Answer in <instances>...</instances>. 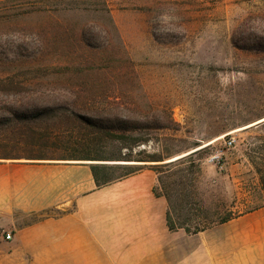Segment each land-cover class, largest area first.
Returning a JSON list of instances; mask_svg holds the SVG:
<instances>
[{"label": "rangeland", "instance_id": "1", "mask_svg": "<svg viewBox=\"0 0 264 264\" xmlns=\"http://www.w3.org/2000/svg\"><path fill=\"white\" fill-rule=\"evenodd\" d=\"M38 5L31 15L3 22L0 156L35 151L44 154L42 161L90 163L96 160L73 158L115 155L120 149L107 132L54 108L114 100L141 112L166 110L174 121L170 128L135 132L145 142L134 151L168 159L204 146L191 158L206 204L258 191L254 165L264 163V0H40ZM29 27L40 36L16 33ZM119 88L126 94L119 96ZM42 91L68 97L48 108L31 96ZM22 125L41 126L42 133L68 132L58 145L49 138L26 144L18 138ZM229 136L232 145L224 142ZM16 215L19 224L41 217Z\"/></svg>", "mask_w": 264, "mask_h": 264}, {"label": "crops", "instance_id": "2", "mask_svg": "<svg viewBox=\"0 0 264 264\" xmlns=\"http://www.w3.org/2000/svg\"><path fill=\"white\" fill-rule=\"evenodd\" d=\"M90 163L0 161V264H264V206L170 230L151 169L96 186ZM15 213L41 217L19 224Z\"/></svg>", "mask_w": 264, "mask_h": 264}, {"label": "trees", "instance_id": "3", "mask_svg": "<svg viewBox=\"0 0 264 264\" xmlns=\"http://www.w3.org/2000/svg\"><path fill=\"white\" fill-rule=\"evenodd\" d=\"M40 0H0V34H3L2 28L5 27L4 21L16 16L31 15L40 10ZM19 35H29L32 38L40 36V31L35 27H29L25 31L17 30ZM44 34H48L45 32ZM87 34L84 30L78 32L80 37ZM234 35V33H233ZM6 75L5 78H7ZM116 93L126 94L125 89L119 88ZM115 93V94H116ZM34 98L43 102L48 108L50 104H55V100L62 97H68L61 92L42 91L36 92ZM109 97V95H108ZM54 102V103H52ZM47 104V105H46ZM57 104V105H56ZM54 108L62 110L61 116L72 117L80 120L82 124L89 128H95L107 132V136L114 140L120 151L111 156L82 155L79 160H96L91 162V173L96 186L105 185L116 179L128 176L139 171L142 168H149L155 173V184L152 191L155 195L164 197L167 203L165 212L166 225L170 230L182 229L186 233H197L216 224L227 222L242 214L253 211L264 206V163L254 165L255 172L259 180L257 190H248L247 193L233 199L228 203L219 197L210 200L206 204L200 193L197 191V174L199 173L198 164L191 158L203 147L193 148L186 154L176 158L164 159L161 155L149 153L143 150L134 151V145L145 142V139H137L135 132L151 129H165L173 127L174 121L166 110H157L154 112H141L135 106L129 103L92 102L91 104H74L68 108L65 105L56 103ZM94 113L92 116L88 115ZM108 113L110 117L103 114ZM13 115L14 113L11 112ZM166 115V116H165ZM23 117V116H22ZM25 118V117H24ZM40 128V129H39ZM48 127H44L46 129ZM41 132V126H25L18 130V138L26 144H42L49 138L51 144L58 145L65 140L67 129H55L53 133L50 130ZM91 140V139H90ZM136 142V143H135ZM42 152H13L5 153L0 158H28L44 159ZM105 161H114L107 163ZM135 161L137 163H129ZM188 162L186 166L182 164ZM101 167H118L122 172L117 175H111L107 172H101ZM104 169V168H103ZM257 198H260L258 201Z\"/></svg>", "mask_w": 264, "mask_h": 264}, {"label": "built area", "instance_id": "4", "mask_svg": "<svg viewBox=\"0 0 264 264\" xmlns=\"http://www.w3.org/2000/svg\"><path fill=\"white\" fill-rule=\"evenodd\" d=\"M234 140H235L234 137L229 136V137L227 138V140H225L224 142H225V144H227V145H232V143L234 142ZM3 237H4L5 239H9V238L11 237V234H10L9 232H4Z\"/></svg>", "mask_w": 264, "mask_h": 264}, {"label": "water", "instance_id": "5", "mask_svg": "<svg viewBox=\"0 0 264 264\" xmlns=\"http://www.w3.org/2000/svg\"><path fill=\"white\" fill-rule=\"evenodd\" d=\"M259 122H261V121H258V122H256V123H254V124H257V123H259ZM249 126H251V125H249ZM249 126H247V127H249ZM246 128V127H245ZM182 156V155H181Z\"/></svg>", "mask_w": 264, "mask_h": 264}, {"label": "bare ground", "instance_id": "6", "mask_svg": "<svg viewBox=\"0 0 264 264\" xmlns=\"http://www.w3.org/2000/svg\"><path fill=\"white\" fill-rule=\"evenodd\" d=\"M216 139H217V138H216ZM216 139H214V140L210 141L208 144H210L211 142L215 141Z\"/></svg>", "mask_w": 264, "mask_h": 264}]
</instances>
